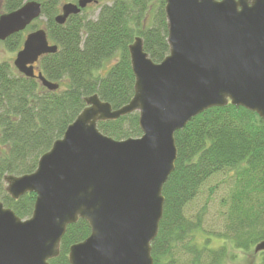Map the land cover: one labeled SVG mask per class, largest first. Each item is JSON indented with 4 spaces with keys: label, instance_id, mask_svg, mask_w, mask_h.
Instances as JSON below:
<instances>
[{
    "label": "water",
    "instance_id": "1",
    "mask_svg": "<svg viewBox=\"0 0 264 264\" xmlns=\"http://www.w3.org/2000/svg\"><path fill=\"white\" fill-rule=\"evenodd\" d=\"M169 55L160 63L137 37L129 46L134 96L118 109L98 95L44 153L37 169L7 176L13 199L35 193L30 218L0 201V264H50L67 227L86 220L90 235L70 247V264H154L151 244L163 218V187L175 169V132L194 117L228 104L264 118V0H164ZM97 0L62 5V25ZM42 18V4L27 1L0 15V41ZM58 51L40 28L26 36L13 62L26 77L48 81L35 65ZM138 112L142 135L116 140L100 121ZM264 251V240L255 252Z\"/></svg>",
    "mask_w": 264,
    "mask_h": 264
},
{
    "label": "trees",
    "instance_id": "2",
    "mask_svg": "<svg viewBox=\"0 0 264 264\" xmlns=\"http://www.w3.org/2000/svg\"><path fill=\"white\" fill-rule=\"evenodd\" d=\"M27 1L0 0V15ZM35 1L42 4L48 40L58 47L35 67L59 88L48 90L38 77H26L11 61L0 60V201L21 219L32 216L36 194L13 199L5 178L33 173L87 106L86 98L96 94L113 109L130 102L135 76L129 46L137 37L155 63L170 53L164 0H97L95 16L83 9L62 25L55 21L60 0ZM37 28L34 22L28 27ZM25 35L0 43L18 52ZM98 128L116 140L142 135L138 112L100 121ZM175 141V169L163 187V218L151 244L154 264H228L240 259L238 251L249 255L264 240V118L232 104L210 108L176 131ZM219 177L228 186L220 201L222 227L207 229L208 200L197 211L194 206L207 183ZM90 233L84 219L70 224L50 264H70V247ZM258 256L250 264H264V251Z\"/></svg>",
    "mask_w": 264,
    "mask_h": 264
},
{
    "label": "rangeland",
    "instance_id": "3",
    "mask_svg": "<svg viewBox=\"0 0 264 264\" xmlns=\"http://www.w3.org/2000/svg\"><path fill=\"white\" fill-rule=\"evenodd\" d=\"M113 0H100L101 3H112ZM60 11L62 9V5L68 2H73L76 3L78 0H60ZM86 13L89 16H95V14L98 12V4H90L86 8ZM46 19L42 17L39 20L34 21L35 24H37L38 28H43L44 23ZM37 28V29H38ZM30 32V29H26L24 33L27 35ZM25 35V36H26ZM17 52H10L7 51L2 43H0V60L1 61H11L12 63L14 62L16 58ZM114 63L110 62L109 66ZM222 177L219 178H214L211 181L207 183V185L204 187V194L201 196L200 200L198 203L194 206V209L197 211L201 207L204 206L205 202L208 200V209H207V215H206V222H205V228L209 229L210 227L213 226L214 229H221L222 227V221H221V210L222 207L220 206V201L222 196L227 194L228 191V186L224 183ZM222 181V183H221ZM227 183V182H226ZM216 187V188H215ZM212 188V191H211ZM212 228V229H213ZM256 247V246H255ZM255 247L253 251L247 255L241 251H236L238 254V257L240 258L238 261L228 264H250L253 263L254 261H257L259 259V254L260 252H255Z\"/></svg>",
    "mask_w": 264,
    "mask_h": 264
},
{
    "label": "flooded vegetation",
    "instance_id": "4",
    "mask_svg": "<svg viewBox=\"0 0 264 264\" xmlns=\"http://www.w3.org/2000/svg\"><path fill=\"white\" fill-rule=\"evenodd\" d=\"M93 3L96 4V2H93ZM93 3H92V4H93ZM88 6H89V5H88ZM88 6H87V7H88ZM87 7H86V8H87ZM86 8H85V9H86Z\"/></svg>",
    "mask_w": 264,
    "mask_h": 264
}]
</instances>
